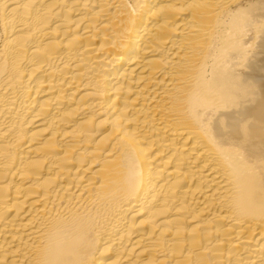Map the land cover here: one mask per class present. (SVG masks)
<instances>
[{"label": "bare ground", "instance_id": "1", "mask_svg": "<svg viewBox=\"0 0 264 264\" xmlns=\"http://www.w3.org/2000/svg\"><path fill=\"white\" fill-rule=\"evenodd\" d=\"M0 264H264V0H0Z\"/></svg>", "mask_w": 264, "mask_h": 264}]
</instances>
